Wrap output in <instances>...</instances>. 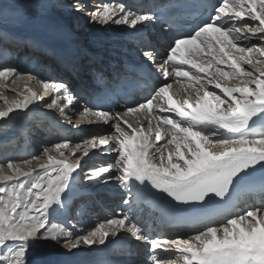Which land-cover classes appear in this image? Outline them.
Returning a JSON list of instances; mask_svg holds the SVG:
<instances>
[{
  "label": "snow or ice",
  "instance_id": "1",
  "mask_svg": "<svg viewBox=\"0 0 264 264\" xmlns=\"http://www.w3.org/2000/svg\"><path fill=\"white\" fill-rule=\"evenodd\" d=\"M68 6L89 24L132 30L146 61L136 67L149 94L123 112L85 107L74 125L93 123L94 117L110 124L111 134L94 135L83 144L66 140L43 147L31 160L0 163V264H47L29 259L47 242L74 257L59 264H107L77 254L83 247L106 248L122 233L147 245L150 264H264V178L250 179L258 170L264 177V0H168L147 10L124 0H70ZM153 21L160 29L147 34L144 29ZM24 75L36 79L0 62V86ZM232 80L242 83L229 86ZM185 81V95L175 98L174 83ZM39 83L51 96L48 109L63 112L65 103H73L63 80ZM29 92L0 110V121L43 99ZM108 99L105 94L103 100ZM141 113L147 129L126 118ZM92 150L115 157L94 165L84 179L122 184L127 210L89 228L53 223L55 216H69L79 194L77 169ZM243 191L259 196L260 203L236 211L234 202ZM150 195L170 200L164 215L190 228L187 238L153 233L136 210Z\"/></svg>",
  "mask_w": 264,
  "mask_h": 264
},
{
  "label": "bare ground",
  "instance_id": "2",
  "mask_svg": "<svg viewBox=\"0 0 264 264\" xmlns=\"http://www.w3.org/2000/svg\"><path fill=\"white\" fill-rule=\"evenodd\" d=\"M88 2L90 4L101 3L96 0H88ZM0 3L5 6V10L0 12V62L4 64L16 66L18 68L22 61H26L25 64H28L32 57H37L42 65L47 67L55 75L69 76L70 74L62 69L56 58L48 56L41 51H31L28 48V44L24 42L27 38H35L36 36L44 35L51 27L59 25H64L72 29L82 38L81 45L84 48L96 52L102 57L100 61L106 68L101 67V70H103L105 74H114V72H109V69L116 71V73L124 71L125 63H146L140 54V46L133 45L123 39L112 40L113 37H121L129 28L113 24L106 26L89 24L82 13H78L68 6L70 0H0ZM6 37H8V39H6ZM194 58L199 59V57ZM90 60L91 59L88 57L79 58V61L74 64L73 70L78 73L82 71L84 67L91 64L95 65V63H92ZM245 68L251 70L248 65H245ZM83 76L85 78L84 82L87 83L89 81L88 77L90 76L89 72L84 73ZM227 83L229 85L241 84L242 80H232ZM185 86H187L186 81L183 83H174L173 89L170 91L174 93L175 98L182 99L185 95L182 88ZM29 89L38 92L43 99L33 102L28 110H17L10 114V117L6 120L0 121V163H6L8 160H12L16 163L30 160L27 156L32 150L30 151L29 145L27 144L29 141H36L38 138H42V140L45 141L44 147H51L53 144L62 143L66 140L71 141L73 145L76 143L83 144L84 141L91 140L94 135L100 133L111 134L112 128L110 124L95 121L94 117L91 118L93 123L84 121L78 126H74L80 119V113L83 109L89 107L88 97L86 96L88 91L86 88H80L81 92H83L82 94L73 91V103H65L64 111L60 112L56 109H48L46 107L47 103L50 102L51 96L44 93L41 84H31L29 78L24 75L16 78L14 83L6 82V86H0V110L6 109L8 104L13 100L23 99L24 95H30ZM59 95L63 96V91H61ZM136 98L138 99V97ZM126 118L137 128L140 127L137 121H142L145 129H147V121L144 119L142 113L132 114ZM126 130L128 129L126 128ZM31 131L36 132L34 135L38 133V137L30 138L33 135ZM41 134L43 135L42 137L40 136ZM39 142L41 141H37L38 144H40ZM39 146H41V144ZM67 152L68 151L65 150V156L69 157L70 155ZM94 153L95 154L92 156L97 154V150H95ZM103 153L108 156V160L106 161L109 162V159L113 161L115 157L114 152H101L98 156ZM51 154L56 155L57 158H61L54 150ZM89 161L90 160H88V162ZM98 161L100 162V160ZM33 163L35 164L36 162L33 161ZM81 176L82 174L80 172V179L84 180V176ZM99 183V181H96L91 184L93 185V192L98 190V194H93V199L89 196L80 198L82 199L81 204L86 208L82 207L86 210L81 208L77 214H72L75 206L72 207L70 216L72 215L73 220L71 224L66 222L67 218L64 216H55L53 219L59 218L58 220L64 222L68 227L75 225L76 228H89L98 220L111 218L114 214L117 215L120 213L121 210L126 211V206L123 205L119 209L114 210V214H110L99 209L98 205H93V200L97 201L100 197L101 199H107V203L119 202L121 205L120 201L122 200L120 199L124 192L127 194L128 198L126 189H124L123 185L119 182H114L112 184L108 182V188L99 186ZM259 203L260 202L255 203V205ZM100 204L105 203L100 202ZM76 210L75 208V211ZM73 230L76 229L74 228ZM154 233L162 238L167 237L168 239L177 237L182 238L184 235L179 230L162 229L160 226H157ZM93 249H96L95 246ZM147 249V245L142 241L137 240L127 233H122L119 236L110 238L107 247L105 248L103 246V253L117 263L135 264L134 260L137 259L133 256L139 255L141 258L144 257L145 252H147L146 255L148 256ZM140 250H143L142 254L139 253ZM89 251L90 249L83 247L80 249L77 256L91 259L95 254H93V251ZM29 259H41L47 262V264H59L60 261L72 260L74 257L72 254L61 249L57 244L47 242L43 244L38 256L34 255ZM148 259H150V257Z\"/></svg>",
  "mask_w": 264,
  "mask_h": 264
},
{
  "label": "rangeland",
  "instance_id": "3",
  "mask_svg": "<svg viewBox=\"0 0 264 264\" xmlns=\"http://www.w3.org/2000/svg\"><path fill=\"white\" fill-rule=\"evenodd\" d=\"M33 130V129H32ZM32 132V131H31ZM33 133V135L36 133V132H32ZM41 137L43 136L42 134L40 135ZM39 136V137H40ZM35 137H38V134L37 135H34L33 137H31V138H35ZM37 141H41V142H39L40 144H41V146H39L40 144H38L37 143ZM27 145H29L28 147L30 148V153H29V155L27 156V158L28 159H32L33 158V156H37V155H40L41 154V152H42V149H43V147H44V145H45V141H43L42 140V138H38V139H36V141L35 140H33V141H29V143L27 144ZM10 147V146H9ZM7 151H9V150H7ZM12 151V150H11ZM93 152L95 151V150H92ZM90 152V154H89V156H87V157H83V159H82V161H81V163H82V169H77V170H81V172H82V174H83V176H85V174L89 171V169L90 168H92L94 165H102V164H104L105 162H108V161H106V160H108L107 159V157L108 156H106V154H100L99 156H98V154L99 153H101L100 151H97V154L95 155V156H92L93 155V152ZM10 152V151H9ZM68 153V152H67ZM77 155H82L81 153H78ZM59 156V155H58ZM106 156V157H105ZM93 157V158H92ZM69 159H71V157L69 156L68 157ZM88 160H90L89 162H88ZM98 160H100V162L98 161ZM95 162V163H94ZM109 162H112V161H110V159H109ZM99 163V164H98ZM114 182H116V181H111V182H109V183H114ZM92 184H93V182H91ZM109 183L106 185V186H103L104 184H102V183H99L98 185L99 186H102V187H106V188H108V186H109ZM117 190V189H116ZM122 195L123 196H121L122 198L120 199V200H122V201H120L121 202V205H120V203L118 202V203H108L107 205H108V207L110 208V209H112V210H116V209H119L120 208V206H123L122 204H123V201L127 198V194L124 192V193H122ZM118 200V199H117ZM103 209L105 210V211H111V210H108V208L107 207H103ZM114 213V212H113ZM52 222L53 223H56L54 220H52ZM44 253H46V252H44ZM150 257V253H148V256H144V257H141L142 258V261L143 262H139V264H150V259H148ZM147 258V259H146Z\"/></svg>",
  "mask_w": 264,
  "mask_h": 264
}]
</instances>
